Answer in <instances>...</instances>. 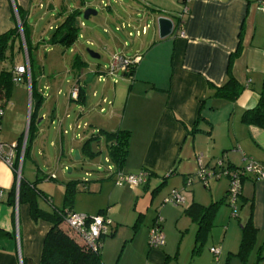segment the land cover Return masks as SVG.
<instances>
[{
	"label": "crops",
	"instance_id": "1",
	"mask_svg": "<svg viewBox=\"0 0 264 264\" xmlns=\"http://www.w3.org/2000/svg\"><path fill=\"white\" fill-rule=\"evenodd\" d=\"M37 2L39 0H0V34L14 28L16 5L24 13L28 28ZM262 2L264 0H189L185 38L180 37L174 28L171 36L160 40L157 25L154 24L152 36L142 39L138 49L131 55H123L126 58L139 57V61L134 64L133 76L127 77L129 88L115 87L110 113L104 117L106 121L97 122L101 126L100 130L115 132L120 129L130 133L127 159L122 170L133 174L147 169L151 174L145 185L133 189L125 183L116 185L113 181L114 184L109 185L107 191L106 205H100L97 210L72 208L74 212L90 216L103 213L112 221L111 234L101 240L102 264H264V259L257 261L258 248L264 244V179L246 177L243 180L237 199V215L233 216L226 203L227 178L218 177L209 181L206 187L191 176L197 164V155L202 156L204 167H211L218 160L233 167H242L248 160L264 164V129L244 124L240 116L243 111L257 104L260 88L264 84ZM61 6L59 10L62 17L56 20L55 25L48 26L49 36L67 15V10L63 13ZM50 7L53 8V5ZM64 7L72 8V5ZM123 11L128 14L126 26L131 27L139 37L147 35L151 29L149 23H141L139 16L148 14L154 23L156 18L165 16L175 25L179 4L178 0H130ZM77 23L80 30L84 25L79 17ZM31 32L30 36L34 33L32 42L36 40L39 45L48 44L49 36L44 41L34 31ZM21 44L19 36H16L11 45V65L6 59L0 62V69L7 64L11 69L24 63ZM237 49L238 56L232 59L230 65V58ZM228 66L235 80L243 87L242 93L233 102L213 97L209 88V85L220 86L226 81ZM50 83L43 84L49 90L47 98L54 97L55 100L48 118L56 126L54 137L59 140L57 151L63 154L66 151L64 135L68 132L64 134L62 131L68 130L72 123L79 124L75 123L77 119L71 122V116L65 112L69 98L64 97L65 104L57 100L56 96L61 94L60 84L54 78ZM38 84L36 87L42 94ZM2 100L5 103L2 101L4 104L0 108V139L6 146L20 144L24 133V117L20 115L19 120L15 119L13 123L9 114H6L11 108L9 106H12L8 103L9 96ZM5 105L7 109L3 111ZM91 110L98 111L94 108ZM39 113L28 149L31 162L26 166L24 159L21 160L20 175L29 183L39 177L43 180L52 179L51 175L40 172L33 157L36 148V154L45 155L37 144L45 143L47 138L40 125L46 113ZM198 116L202 118L197 123L198 130L191 134L188 130ZM57 123L61 125L57 126ZM77 134L74 136L79 138ZM49 146H55V142L50 141ZM189 176L194 177L190 184L185 180ZM16 178L12 169L0 162V189L3 191L0 198V228L13 236L0 239V264H23L22 259L27 260L25 264H40L42 243L50 225L41 221L33 222L28 203L9 205L8 192ZM98 184L99 191H102L105 184ZM160 184L171 185L167 196H162L160 204L155 206L156 218L162 219L161 230L165 243L159 248H151L147 241L153 219L146 222L139 218L145 215L148 203L153 202L158 195L160 188L156 192L152 191ZM36 186L49 197L40 184ZM171 190L180 193L183 200L180 204L165 202L170 198ZM42 200L38 198V205L45 210L50 209L42 205ZM193 203L205 207L219 203L205 236L200 238L196 237L197 223L184 213V209ZM249 216L257 231V239L247 261L243 263L234 253L241 240L240 226ZM167 223H174L184 234L185 245L181 243L172 249L163 231ZM197 247V253L193 252ZM212 247L219 252L217 258L210 251Z\"/></svg>",
	"mask_w": 264,
	"mask_h": 264
},
{
	"label": "rangeland",
	"instance_id": "2",
	"mask_svg": "<svg viewBox=\"0 0 264 264\" xmlns=\"http://www.w3.org/2000/svg\"><path fill=\"white\" fill-rule=\"evenodd\" d=\"M129 1L130 0H39V2H37L38 5H35L37 8L35 7L36 9L33 11L32 18L28 21L29 29L27 28V24L24 26L26 40L33 61L34 76L37 78L39 88L42 89L40 92L42 93L41 95L44 101L40 111L46 113V116L40 121V125L43 127V132H45L47 138L45 143L43 141V143L37 144V147L43 150L45 155L36 154V148L34 149L35 153L33 157L37 167L40 168V172L53 176L52 179L47 180L45 178L43 180L39 177L36 181V185L40 184L44 188H42L45 190L44 192H48L47 194L52 199L54 207L61 208L65 199V184H70L72 185L71 208L76 210H78V208H90L92 211L97 210V207L100 205H106V195L109 185L114 184L112 180L113 176L111 172L108 171V166H111L114 171L117 169L110 161L106 162L105 158L107 154L103 141L96 137L94 142L92 141L90 143L91 149L97 152L94 158H90L83 152L82 145L93 136L91 135L92 130L95 128L97 129V131H94V136L100 131L101 126L97 121H106L104 117L106 118L110 113L109 109L112 106L109 105V103L113 102L115 98L113 97L115 87L119 86L127 89L130 85L127 84V77L119 78L116 83H113L110 78L106 76L105 72L110 65L111 58L115 57V55H131L138 49L142 39H149L152 36L153 26L156 24L151 21L148 14L143 15V17L139 16L141 18V23L143 25L149 23L151 29L148 30L147 35H140L137 37L134 31H132V28L126 26L128 23V14L123 11V8ZM50 5H53V8H51ZM60 5H62L61 8L63 13L66 10L68 13L76 8H80L81 10L79 21H81L84 26L79 30L77 41L66 48L60 44L50 45L48 43L45 46L42 44L39 45L35 39V41L32 42L31 39L34 33L30 36L31 30L44 41L47 40L50 33L48 26L55 25L57 22L56 20H60L62 17L59 10ZM64 5H72V8L64 7L63 9ZM87 7L93 8L97 14L90 15L89 19L85 20L83 19L82 11ZM15 16L19 29V38L22 41L21 49L24 52L23 62H27L28 64V54L26 52L25 40L23 37V28L21 27L19 17L17 20V14H15ZM128 26L131 25L129 24ZM128 32H131V34L129 35ZM90 49L97 53L99 57L94 58L90 56L88 53ZM75 56H78L81 63L73 66L72 60ZM82 62L84 63L82 64ZM6 67L8 68L9 65L7 64ZM28 67V73L25 75L24 81H22V79L18 84L14 83L11 89L12 92L9 95L8 103L12 106H9L11 108H8L9 111L6 113L9 114V118L13 120V123H15V119L19 120L18 117H20V115L24 117L23 136L25 135L27 127V110L29 108L31 111L33 104L30 94L31 76L29 64ZM91 73L94 74V76L92 81L88 83L86 79ZM100 76L103 78L102 80L99 79ZM53 78L56 79V82H58L57 84H60L61 94L56 96L60 104H65L64 97L68 99V92L73 85L79 87L83 86L86 94V96H84V102L77 103L69 99L70 101L68 100V104L65 107V112L71 116L69 120L73 122L77 119L75 123L80 125V129L76 130L74 128L76 125L72 123L74 126H71L68 134L64 135L63 145L66 151L63 154L60 153L61 151H57L59 149V140L54 137L56 126L51 124L48 118L55 100L54 97L50 99L47 98V92H49V90L43 87L45 83L51 85L50 82ZM103 99L109 100V103L104 104L102 102ZM98 106L103 107V109H100ZM93 108L98 111H92L91 109ZM6 109L7 107L5 105L3 111ZM84 124H86V126L82 127ZM76 133L79 134V138L74 136ZM23 140L24 138L22 139V144ZM50 141H54L55 146H49ZM70 147H72V149L69 152ZM76 151H78L79 154L77 159L75 158ZM28 153H30V150ZM24 162L26 166L31 162L29 154L25 156ZM68 168L70 172H67ZM120 171L125 172L122 169H120ZM197 171L198 167L195 163V170L191 176H194ZM98 183L105 184L102 191H99ZM170 186L169 184H162L160 186V193L158 192L153 202L148 203V208L144 213L145 215L139 219H144L146 222L153 219L151 225L153 224L157 216L155 206L160 204L162 196H167ZM42 201V205L45 208H51L46 201ZM163 231L167 235L169 239L168 242H170L172 249L179 246L181 243L185 245L186 241L183 240L184 234L177 229L174 223H167Z\"/></svg>",
	"mask_w": 264,
	"mask_h": 264
},
{
	"label": "trees",
	"instance_id": "3",
	"mask_svg": "<svg viewBox=\"0 0 264 264\" xmlns=\"http://www.w3.org/2000/svg\"><path fill=\"white\" fill-rule=\"evenodd\" d=\"M16 14L19 17L21 22V27L23 28V37L25 40L26 45V52L28 54V64L30 65V76H31V84H30V94H31V101L32 109L30 111V118H29V128L26 135V143L24 147L23 158L27 156L28 149L30 144L33 140L34 135V127L37 117L40 116V109L43 103V98L38 91L37 86V78L34 76V67L33 61L31 58V52L29 45L26 40V32L24 26L25 24V15L21 12L20 8L16 5L15 7ZM67 15L63 19L61 23L57 25L51 32L48 43L50 45L60 44L63 47H70L77 41L78 33H79V25L77 23L78 17L81 15V10L76 8L71 10L70 12L66 13ZM15 20V26L13 29L0 34V62H4L8 59V63L10 64L9 59H11V48L13 39L16 36H19V29ZM239 49L235 52L234 56L230 58V65L231 61L234 57L238 56ZM73 66L80 64V59L78 56H75L72 60ZM84 62H82L83 64ZM11 65V64H10ZM15 67V66H14ZM14 67L10 68H2L0 69V108L5 103L2 99H7V97L12 92V87L14 85L13 82V69ZM133 68L134 65L130 68V73L126 75V77L133 76ZM24 77V76H23ZM226 81L220 86H212L209 85V88L212 90L213 97H218L225 101L233 102L235 101L239 95L242 93L243 87L235 80L232 69L228 66V71L226 75ZM84 87H80L78 102H84ZM4 103H3V102ZM241 121L246 125H255L259 128L264 129V84H262L260 88L259 98L257 104L252 107V109L245 110L241 113ZM1 117V115H0ZM202 119L200 116L197 117V120L193 124L192 128L188 130L191 134L194 131L198 130L197 123ZM23 136V135H22ZM22 136H21V143L16 145V158L14 161V167L12 169L13 173L15 174L16 167H18V158L21 152V144H22ZM99 138L103 141L104 147L106 148V154L108 159L111 163H113L116 167V171H120L123 168L124 163L126 161V156L128 153V143L130 139V133L126 130H120L115 132L103 131L100 130L98 134L95 136L93 135L87 141H85L82 145L83 152L88 155L90 158H94L97 152H94L91 147L90 143L95 138ZM264 165V164H262ZM149 171V170H148ZM151 172L149 171V175ZM16 176V175H15ZM256 179V178H255ZM29 183L27 182L22 176L19 179L18 183V192L16 198V179H14L11 189L8 192L7 200L9 205L18 203L24 204L28 203L29 211L31 215V219L33 222L37 223V221L44 222L50 225L49 230L45 234V238L42 243V251L40 257V264H102V259L100 257V250H101V240L104 238L102 237L100 240V247L98 251H93L88 245H85L81 240H79L75 234H72L69 230L66 222L64 219L66 218L67 214L73 212L71 208L72 204V194H71V186L70 184H65V192H64V203L61 208H57L53 206L51 198L46 196L42 193L36 186V181ZM161 184L155 188L153 192L158 191ZM38 198L44 199L47 204L51 206L50 209L45 210L38 205ZM219 203H212L207 207L202 206L197 203H193L189 207L184 209L185 215L191 218L194 223H197L198 230L196 233V237L200 238L201 236H205L206 231L208 230L209 225L211 224V220L214 217V212ZM241 235H240V243L237 248V252L234 253L243 263H245L252 252L255 243H256V234L257 231L252 225L251 216L245 221L244 224L241 226ZM111 232L108 234L110 235ZM12 234L6 230L0 228V239L1 238H12ZM198 247L195 248V253H197ZM258 256L257 261L264 259V244H261L258 248ZM23 264L26 263L27 260L22 259Z\"/></svg>",
	"mask_w": 264,
	"mask_h": 264
},
{
	"label": "built area",
	"instance_id": "4",
	"mask_svg": "<svg viewBox=\"0 0 264 264\" xmlns=\"http://www.w3.org/2000/svg\"><path fill=\"white\" fill-rule=\"evenodd\" d=\"M189 0H178L179 4V11L176 12V22L174 25L175 30L177 31L178 35L182 38L186 37L185 33V18L189 14V8L187 6V2ZM261 8L264 9V2L261 4ZM16 14V13H15ZM18 20V16H17ZM18 26V24H17ZM137 34V31H136ZM110 65L106 69V76L110 78V80L113 83H116L117 79L120 77H124L130 73V68L139 61V57H133V58H126L123 55H115V57H112L110 60ZM28 64L23 63L19 64L18 66H15L13 69V82L15 84H18L19 81L24 79L25 75L28 73ZM24 76V77H23ZM99 79H103L101 76ZM79 82V81H78ZM29 87V86H28ZM80 87L73 85L72 88L68 92V98L72 101L78 102ZM102 102L109 103V100L103 99ZM110 105V103H109ZM102 109V108H100ZM1 114V111H0ZM61 124L57 123V126H60ZM73 126V125H71ZM69 126L68 130H63L62 132L66 134L69 132V129L71 128ZM86 126V124L84 125ZM73 128V127H72ZM75 128V127H74ZM77 129H80L79 125H76ZM94 131H97L96 129L92 130V134L94 135ZM1 132V127H0ZM27 135V133H26ZM25 135V138H26ZM79 136V134H77ZM24 138V136H23ZM24 141V140H23ZM26 142V141H25ZM24 147L25 143L21 145V154L18 159V167H16L15 175L16 178V188L19 183V179L21 177L20 170H21V160L24 153ZM16 145H9L6 146L2 140L0 139V162L6 164L8 168L13 169L14 167V161L16 158V151H15ZM201 155L196 156V162L198 165V171L194 175L196 179H198L204 186L207 187L209 181L218 179V177H225L228 179V192L226 196V203L228 204V207L230 209V215L236 216V212L238 210V202L237 199L239 195L241 194V184L243 180L246 177H252L256 179H264V165H262L260 162L256 160H248L246 161L242 167H233L228 166L222 163L221 160H218L215 162L213 166H206L204 167L202 165L201 161ZM106 162H109L110 160L108 157L105 158ZM108 171L111 172L113 176V181L116 183V185H120L121 183L127 184L131 189L140 187L142 185H145L147 178L149 177V171L147 169L141 170L137 173H126L123 171H114L111 166H108ZM53 178V176H50ZM194 177H187L186 183L190 184ZM170 198L166 199L165 202H170L173 204H180L183 200L179 192L176 190L170 191ZM3 194V191L0 189V198ZM161 218L157 217L153 224L149 227V233H148V241L149 246L151 248H159L161 245H163L164 242V235L161 230ZM64 222H66L69 230L72 234H75L76 237L81 240L85 245H88L93 251H98L100 245V240L102 237L107 236L110 232V226L112 224V221L109 220V218L103 214L99 213L96 216H90L88 214L83 213H77V212H70L67 214L66 218L64 219ZM210 251L213 252L215 257L217 258L219 252L215 247L210 248Z\"/></svg>",
	"mask_w": 264,
	"mask_h": 264
},
{
	"label": "water",
	"instance_id": "5",
	"mask_svg": "<svg viewBox=\"0 0 264 264\" xmlns=\"http://www.w3.org/2000/svg\"><path fill=\"white\" fill-rule=\"evenodd\" d=\"M82 14H83V19L87 20V19H89L90 15H96L97 12L93 8L87 7L82 11ZM155 22L157 25V34H158L160 40H163V38H167V37L172 35L173 30H174V22L170 18L165 17V16L158 17V18H156ZM88 53L90 56H92L94 58L99 57V55L97 53L93 52L91 49L88 50ZM92 77H93V74L91 73L90 75H88L86 82L89 83L91 81ZM28 113H29V115H28V121L26 124L27 128L25 131V135H26L28 128H29L28 124H29V118H30V110ZM25 135H24L23 143H25V141H26ZM78 157H79V154H78V151H76L75 152V158L77 159ZM67 172H70V169H67ZM17 192H18V186L16 188V198H17Z\"/></svg>",
	"mask_w": 264,
	"mask_h": 264
}]
</instances>
